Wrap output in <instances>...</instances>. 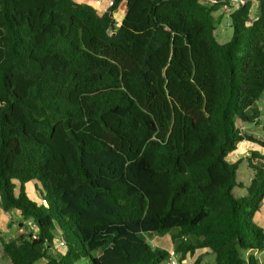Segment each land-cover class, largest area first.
<instances>
[{"label":"trees","instance_id":"trees-1","mask_svg":"<svg viewBox=\"0 0 264 264\" xmlns=\"http://www.w3.org/2000/svg\"><path fill=\"white\" fill-rule=\"evenodd\" d=\"M227 2L112 0L100 14L75 0H0V210L21 211L16 238L0 231L10 264H169L145 238L165 235L180 264L204 249L214 264H259L246 252L264 251L253 221L264 155L227 156L245 140L264 146L236 125L255 122L264 94V0L257 19L253 0L230 14L221 43Z\"/></svg>","mask_w":264,"mask_h":264},{"label":"crops","instance_id":"crops-1","mask_svg":"<svg viewBox=\"0 0 264 264\" xmlns=\"http://www.w3.org/2000/svg\"><path fill=\"white\" fill-rule=\"evenodd\" d=\"M76 2L80 3V4H88V5H92L94 6L98 12L100 14H104L105 12H107L112 4V0H75ZM127 9H126V2L124 1L118 12L115 14V18L116 21L118 23V25H120L126 15ZM224 12L223 9H221L217 14L216 17L219 15H222ZM260 15V13H259ZM258 15V17H259ZM257 17V18H258ZM256 18V19H257ZM218 36V34H217ZM250 113L253 116L254 119V125H258V126H262L264 125V94L262 95L260 101L254 106V108L250 111ZM240 128L244 131H246L249 134H252L254 136L259 137L257 134L255 133H251L250 130L248 129V127L245 125V123L242 124V126H240ZM256 145L248 140H245L243 142H241L238 146V149L234 152L231 153V163H235L237 162L241 157H244L246 155H248L250 152H254ZM263 155H264V149H263ZM34 183H30L29 185V189H34L35 185H33ZM29 191V190H28ZM17 221L21 220V211L19 210H13L12 212H5L3 210H0V231L2 232V234L4 235V237L9 240V239H13L16 238V236H12L10 233V229L11 226L13 224L16 223ZM254 222H256L259 227L264 229V201L261 204V208L260 210L256 213L255 217H254ZM18 228H19V222H18ZM167 237H170V235H167ZM161 238V237H160ZM156 245H160V244H156ZM158 248H162L165 250H168L170 253H174L173 248L171 245H169V243H167L165 246H158ZM205 250V249H204ZM202 250H199L196 255L194 256H189L185 262L183 264H194V262L196 261L198 256H201L202 253H208V251H203L202 253L199 254V252ZM207 254V255H208ZM0 264H10L9 260L6 258L4 252H2V250L0 249ZM259 264H261L259 262Z\"/></svg>","mask_w":264,"mask_h":264},{"label":"rangeland","instance_id":"rangeland-1","mask_svg":"<svg viewBox=\"0 0 264 264\" xmlns=\"http://www.w3.org/2000/svg\"><path fill=\"white\" fill-rule=\"evenodd\" d=\"M260 13V4H259V0H253V7H252V16L253 18H257L258 15ZM230 12H228L226 9L224 10L223 14L222 15H219L217 16V18L219 19L218 21V25H217V34H218V39L221 43H225V42H228L229 40H231L232 38V35H233V28L231 26V19H230ZM242 122L241 121H237L236 125L237 127H240L242 126ZM245 125L248 127V129L250 130L251 133H255L259 136V138H264V125L262 126H258V125H254V124H251V123H245ZM253 145L255 144L256 147H255V151L254 152H257L261 155H263V149H264V146H262L261 144L257 143V142H253ZM227 161L229 163L232 162L231 160V153L227 156ZM252 171L249 169L248 167V164L246 161H244L242 163V165L240 166V170H239V175H238V179L239 181L244 184L245 186H247L248 184H250V181L252 179ZM33 182H31L32 184ZM29 185L30 183H27L26 184V190L28 192V196L29 198L34 201L35 203H37L38 205H42L43 204V200H42V197H41V193L39 190H41V186L38 185V188L39 189H36V185L34 187V189H29ZM29 190V191H28ZM18 192H19V189H18ZM234 194L237 196V197H242L243 195L247 194V191L245 189H241V188H236L234 190ZM18 222L16 220V223L13 224L11 226V229H10V234L13 236H17V232H18ZM257 226H259L256 222H254ZM145 238L153 245V246H165L167 243H169V245L172 246L173 250H174V243L172 242L171 240V237H167V235L165 236H161L160 237H154V236H145ZM156 244H160V245H156ZM203 251H208L210 252L209 250L205 249V250H202L199 252L202 253ZM174 252V251H173ZM253 254L255 255V257L257 258V260L261 263V264H264V251H248L246 252V256H248L249 254ZM208 253H202L201 255H204V264H214L215 263V256L212 252H210L208 255ZM176 259L178 260V257L176 256ZM179 262V260H178ZM41 264V263H40ZM75 264H87V262L85 261H78L76 262ZM180 264V262H179Z\"/></svg>","mask_w":264,"mask_h":264},{"label":"built area","instance_id":"built-area-1","mask_svg":"<svg viewBox=\"0 0 264 264\" xmlns=\"http://www.w3.org/2000/svg\"><path fill=\"white\" fill-rule=\"evenodd\" d=\"M203 3L213 5L217 4L219 0H201ZM249 0H228L227 4L223 6V10H227L228 12L233 13L237 9H240L242 6H245ZM23 233L27 235H32L33 239H37L39 229L38 227L32 222L28 221L25 223V226L23 227ZM60 249L65 248V245L62 243L58 246ZM176 254L171 253V260L169 264H179L178 260L176 259Z\"/></svg>","mask_w":264,"mask_h":264}]
</instances>
